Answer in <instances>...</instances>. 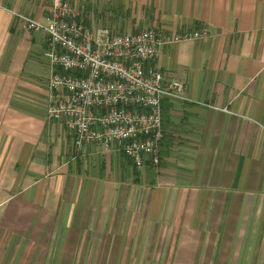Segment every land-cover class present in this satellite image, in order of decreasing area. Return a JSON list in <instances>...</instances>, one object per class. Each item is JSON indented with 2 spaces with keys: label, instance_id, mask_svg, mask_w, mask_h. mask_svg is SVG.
I'll return each instance as SVG.
<instances>
[{
  "label": "crops",
  "instance_id": "obj_1",
  "mask_svg": "<svg viewBox=\"0 0 264 264\" xmlns=\"http://www.w3.org/2000/svg\"><path fill=\"white\" fill-rule=\"evenodd\" d=\"M53 0H0V264H264V0H70L94 32L158 28L161 162L78 149L48 118Z\"/></svg>",
  "mask_w": 264,
  "mask_h": 264
},
{
  "label": "built area",
  "instance_id": "obj_2",
  "mask_svg": "<svg viewBox=\"0 0 264 264\" xmlns=\"http://www.w3.org/2000/svg\"><path fill=\"white\" fill-rule=\"evenodd\" d=\"M70 0H53L48 23L14 11L17 27L48 34L44 52L52 69L48 118L65 121L78 149L95 143L129 157L137 167L161 162L163 99L187 102L184 82L165 81L156 66L164 47L203 39L208 30L176 35L158 28L94 32Z\"/></svg>",
  "mask_w": 264,
  "mask_h": 264
}]
</instances>
